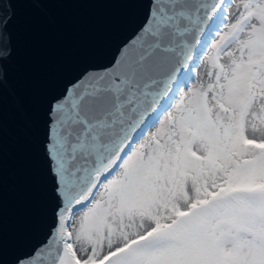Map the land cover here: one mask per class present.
I'll use <instances>...</instances> for the list:
<instances>
[{
  "label": "snow or ice",
  "instance_id": "obj_1",
  "mask_svg": "<svg viewBox=\"0 0 264 264\" xmlns=\"http://www.w3.org/2000/svg\"><path fill=\"white\" fill-rule=\"evenodd\" d=\"M130 2L113 59L48 102L46 223L15 264H264V0Z\"/></svg>",
  "mask_w": 264,
  "mask_h": 264
},
{
  "label": "water",
  "instance_id": "obj_2",
  "mask_svg": "<svg viewBox=\"0 0 264 264\" xmlns=\"http://www.w3.org/2000/svg\"><path fill=\"white\" fill-rule=\"evenodd\" d=\"M15 8L16 51L0 98V264H15L43 237L48 102L84 69L108 64L141 19L130 0H21Z\"/></svg>",
  "mask_w": 264,
  "mask_h": 264
}]
</instances>
